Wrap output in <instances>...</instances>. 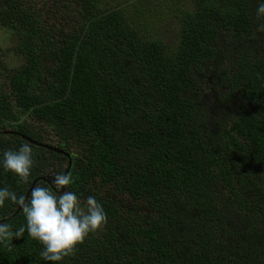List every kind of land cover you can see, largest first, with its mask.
<instances>
[{
	"label": "trees",
	"instance_id": "1",
	"mask_svg": "<svg viewBox=\"0 0 264 264\" xmlns=\"http://www.w3.org/2000/svg\"><path fill=\"white\" fill-rule=\"evenodd\" d=\"M109 4L0 0V153L29 142L33 184L68 171L108 216L63 264H264L255 0L175 3L168 40L141 19L154 0L132 3L140 16ZM0 186L30 191L2 169ZM0 217L24 223L12 204ZM39 252L25 233L0 264H46Z\"/></svg>",
	"mask_w": 264,
	"mask_h": 264
},
{
	"label": "clouds",
	"instance_id": "2",
	"mask_svg": "<svg viewBox=\"0 0 264 264\" xmlns=\"http://www.w3.org/2000/svg\"><path fill=\"white\" fill-rule=\"evenodd\" d=\"M254 17V30L264 34V0H255ZM34 164L33 149L27 141L0 153V169L30 185L26 196L0 186V209L12 204L24 216V223L15 230L0 217V246L11 249L13 240L22 239L26 233L40 245L39 255L46 264H63L91 233L107 223V212L95 195H88L82 205L77 192L67 187L71 176L63 171L41 178L40 182L51 187L33 184Z\"/></svg>",
	"mask_w": 264,
	"mask_h": 264
},
{
	"label": "rangeland",
	"instance_id": "3",
	"mask_svg": "<svg viewBox=\"0 0 264 264\" xmlns=\"http://www.w3.org/2000/svg\"><path fill=\"white\" fill-rule=\"evenodd\" d=\"M106 1L110 3L109 5H113V7L120 6L125 8L128 12L137 14L140 16V11L137 6L133 5L132 3H136V0H101ZM156 3V9H154L153 5L149 6V9H145L144 7L141 9L143 10V16L146 17L147 22H145V25L147 27V30L149 33L153 34V30L155 28H160V35L164 37L165 40H168L169 38H175L176 35V27H177V19L176 17V11L173 10V6L178 4L180 7H191L190 6V0H154ZM138 5V4H136ZM177 23V24H176ZM176 24V26H175ZM6 33L0 32V48L3 51V54L1 57H4L6 54L12 40L8 38ZM11 58H7L4 61V65L8 66L9 61ZM3 75L5 77V74L0 70V84L3 83ZM57 172V169H55L54 174ZM50 182V178L48 179Z\"/></svg>",
	"mask_w": 264,
	"mask_h": 264
},
{
	"label": "water",
	"instance_id": "4",
	"mask_svg": "<svg viewBox=\"0 0 264 264\" xmlns=\"http://www.w3.org/2000/svg\"><path fill=\"white\" fill-rule=\"evenodd\" d=\"M45 148H47V149H49V150H51V151H54V152H57V153H59L60 151L59 150H57V149H53V148H49V147H46V146H44ZM66 156L68 157L69 155L68 154H66ZM68 171H66L65 173H67ZM27 195V194H26ZM25 195V196H26ZM17 211H18V209H17Z\"/></svg>",
	"mask_w": 264,
	"mask_h": 264
}]
</instances>
